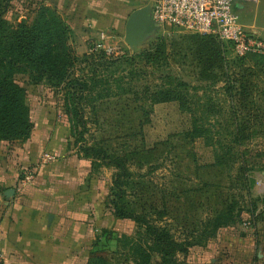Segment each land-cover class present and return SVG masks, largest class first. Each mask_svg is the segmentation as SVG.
<instances>
[{"label": "rangeland", "instance_id": "obj_1", "mask_svg": "<svg viewBox=\"0 0 264 264\" xmlns=\"http://www.w3.org/2000/svg\"><path fill=\"white\" fill-rule=\"evenodd\" d=\"M103 1L100 24L110 51L105 53L112 56L108 66L91 56L99 36L91 38V13L83 11L87 15L79 17L83 13L75 8L77 3L0 0L1 19L8 27L0 31L1 41L20 23L31 24L41 7L55 11L71 31L69 45L76 58L66 80L71 87L47 82L31 86L29 74L23 73L15 81L28 94L34 126L49 121L52 133H60L61 140L66 136L69 149L77 153L86 148L103 151L105 159L94 160L98 169L91 177L107 190L101 204L108 219L93 228L90 252L115 264H135L125 261L117 240L136 232L134 221L114 214L108 193L118 181L129 212L162 221L178 239L223 224L215 237L176 255L171 264H264V54L241 58L217 39L161 29L151 30L150 36L146 32L136 46H129L126 22L152 0ZM249 7L264 29V0ZM157 45L163 54L149 66L141 55ZM134 69L141 76L131 81L127 75ZM110 75L125 77L121 89L113 84L109 94L100 96L101 86L91 92V79ZM166 75L187 83L182 89L186 110L177 101L154 104L136 98L143 87L160 84ZM230 86L235 90L227 91ZM94 151L91 156L97 158ZM116 158L127 166L128 178L118 179L119 164L110 162ZM159 261L153 254L152 264Z\"/></svg>", "mask_w": 264, "mask_h": 264}, {"label": "crops", "instance_id": "obj_2", "mask_svg": "<svg viewBox=\"0 0 264 264\" xmlns=\"http://www.w3.org/2000/svg\"><path fill=\"white\" fill-rule=\"evenodd\" d=\"M69 1L77 3L75 8L82 13L90 11L91 38L105 32L100 24L105 13L103 0ZM251 2L237 3L234 10L243 27L262 38L264 29L248 11ZM52 129L45 121L33 127L25 142H0L2 264H87L93 228L108 219L103 217L106 209L101 204L107 190L91 177V161L70 150L68 138L62 136L65 139L61 140L60 133L53 134ZM44 154L56 160L43 163ZM29 169H35V178L19 191Z\"/></svg>", "mask_w": 264, "mask_h": 264}, {"label": "trees", "instance_id": "obj_3", "mask_svg": "<svg viewBox=\"0 0 264 264\" xmlns=\"http://www.w3.org/2000/svg\"><path fill=\"white\" fill-rule=\"evenodd\" d=\"M1 16L2 13L0 12V31L8 29ZM70 33L69 27L55 11L48 7H41L37 12L36 19L31 24L20 23L16 29L10 30L3 41L0 40V142H25L30 138L34 127L31 109L27 103L28 94L25 89L16 83V74H29L31 86H40L46 82L51 86L67 84L69 69L73 67L76 61L69 45ZM198 36L217 39L218 43L222 44L214 36ZM149 52L141 55L143 57L141 60H145L149 66L153 61L160 60L163 54L162 51L159 52V45ZM91 56L93 59H99L98 62L102 66H108L106 63L112 58L104 51L92 53ZM98 72L99 69L94 70L95 75ZM144 73L147 72L142 74ZM140 76L138 69L130 71L127 75L131 81L140 78ZM124 78L123 76L114 79L112 75L93 78L91 79V92L101 86L100 96H103V92L109 94L112 91L113 84L121 89L125 82ZM160 81V84L143 87L141 93H136V98L154 104L177 101L180 103L181 108L186 110L188 102L182 89L186 88L187 83L171 75L160 77ZM67 85L71 87L72 83ZM83 87L85 85H81V89ZM152 87H154L153 91H151ZM242 88L243 85L239 89ZM234 90V86L227 89L229 92ZM246 92V88H243L242 96H245ZM139 94H141V97ZM67 115L69 116V114ZM68 122L70 135H73V122L70 119ZM93 151V148L78 151L80 157L92 160L91 173L98 169L97 161L94 160L99 159L100 156V159H105V157H102L104 154L101 149L94 151L98 154L97 158L91 156ZM110 162L119 164L118 179L130 176L129 170L122 160L116 158ZM116 182L117 186L108 193V196H112L111 202L114 207V214L119 219H130L136 223L134 235H123L120 239H117L126 262L152 264V255L156 254L160 256V261L157 264H171L176 255L185 254L192 247L207 243V240L215 237L216 232L223 225L219 221L203 231L197 230L191 235L188 234V236L178 239L167 225H160L162 221L153 220L149 214L129 212L126 209L127 204L124 203L126 192L121 189L120 183ZM160 219H163L162 214ZM100 230L103 234L110 233L107 228H101ZM87 264L115 263L92 251Z\"/></svg>", "mask_w": 264, "mask_h": 264}, {"label": "built area", "instance_id": "obj_4", "mask_svg": "<svg viewBox=\"0 0 264 264\" xmlns=\"http://www.w3.org/2000/svg\"><path fill=\"white\" fill-rule=\"evenodd\" d=\"M253 0H152L151 20L155 29L211 35L231 46L237 57L249 54H264V39L249 32L241 24L234 7L237 3H249ZM107 36L101 32L91 52H110L105 47ZM55 156L44 154L41 161H55ZM35 169L23 174L20 189L22 191L35 178ZM3 253L0 250V264Z\"/></svg>", "mask_w": 264, "mask_h": 264}, {"label": "water", "instance_id": "obj_5", "mask_svg": "<svg viewBox=\"0 0 264 264\" xmlns=\"http://www.w3.org/2000/svg\"><path fill=\"white\" fill-rule=\"evenodd\" d=\"M153 26L151 6L139 8L131 13L126 23L125 41L129 46H136L148 28ZM148 36L151 33H147Z\"/></svg>", "mask_w": 264, "mask_h": 264}, {"label": "flooded vegetation", "instance_id": "obj_6", "mask_svg": "<svg viewBox=\"0 0 264 264\" xmlns=\"http://www.w3.org/2000/svg\"><path fill=\"white\" fill-rule=\"evenodd\" d=\"M155 28L153 27V26H150L149 28H148V30H147V32L149 33V32H151V30H154Z\"/></svg>", "mask_w": 264, "mask_h": 264}]
</instances>
